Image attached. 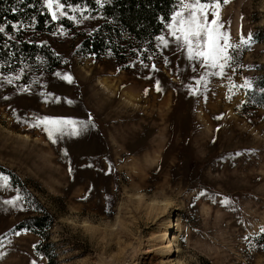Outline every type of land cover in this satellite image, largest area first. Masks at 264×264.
<instances>
[{"label":"rangeland","instance_id":"374dc122","mask_svg":"<svg viewBox=\"0 0 264 264\" xmlns=\"http://www.w3.org/2000/svg\"><path fill=\"white\" fill-rule=\"evenodd\" d=\"M221 19L233 44L253 37L233 52L235 72L226 69L231 83L253 86L264 79V0H229ZM77 21L51 34L24 29L26 41L62 58L52 72L27 84L0 74V167L53 218L55 264H264V246L250 241L264 228V110L247 102L248 89L229 92L228 78L209 76L191 94L205 69L168 27L160 36L170 46L156 39L153 59L135 58L127 70L112 56L80 55L100 19ZM34 117L91 124L78 136L67 125L53 143ZM6 184L0 264H45L36 235L5 237L29 216L22 188ZM17 196L15 206L3 203Z\"/></svg>","mask_w":264,"mask_h":264},{"label":"trees","instance_id":"16d2710c","mask_svg":"<svg viewBox=\"0 0 264 264\" xmlns=\"http://www.w3.org/2000/svg\"><path fill=\"white\" fill-rule=\"evenodd\" d=\"M64 2L80 8L75 12L66 8L68 15L53 21L47 7H41L42 0H0V26L5 27V33H0V74L20 76V80L27 84L28 78L52 72L62 58L43 42L26 41L24 29L51 34L58 27H73L71 16L100 19L97 28L81 41L78 54L97 58L112 56L126 70L135 58L148 62L147 57L156 52V38L167 31L165 22H170L173 5H178V0H102L103 7L96 0ZM32 4L35 6L31 7ZM33 20L34 28L29 27ZM13 24L19 26L18 31L12 28ZM245 95L248 103L264 110V79L256 81ZM0 174L9 179L10 186L22 188L21 196L29 212L27 219L16 224L5 237L19 231L36 235L39 243L34 248L35 255L43 257L45 264H55V256L47 243L53 218L11 171L0 167ZM250 241L264 246V233L259 231Z\"/></svg>","mask_w":264,"mask_h":264},{"label":"snow or ice","instance_id":"6c2138e0","mask_svg":"<svg viewBox=\"0 0 264 264\" xmlns=\"http://www.w3.org/2000/svg\"><path fill=\"white\" fill-rule=\"evenodd\" d=\"M23 2V0H20ZM96 3L103 7L102 0H96ZM229 3V0H178V5H173V12L171 15L170 22L166 21V26L169 29L171 37L175 39L177 47L182 50L186 49L187 60L191 63H198L200 68L205 69L204 73L200 75L199 79L195 81L197 87L190 89L191 94H197L199 86L202 84L205 89L208 88L210 81L207 79L209 76H217L221 79L228 78L230 81L229 92L233 88H244L245 90L252 87V82L245 79L243 84L236 85L231 83V77L226 72V69L231 68L235 72V68L232 67L235 61L233 52L239 49L241 46H250L253 37L251 34L245 38L241 35L239 44H233L231 41L230 32L227 30L224 21L221 19L222 6ZM34 7L35 4L30 5ZM41 7H47L48 14H50L53 21L59 20L63 16H67L68 13L65 9H70L73 12L80 8L79 5L66 4L64 0H42ZM179 7V10H177ZM74 22H77L75 16L69 17ZM82 19H89V16H82ZM29 27H35V20ZM14 30H19V26L16 24L12 25ZM0 33H5V27L0 26ZM11 39V37H9ZM162 42L164 47L170 46V41L164 36H158L156 38ZM111 54V53H110ZM148 59H153L149 56ZM168 61H165L167 65ZM142 66L143 62L141 61ZM151 70L153 72L158 71L155 64L152 65ZM196 69L194 68L193 71ZM211 70V71H209ZM151 79V77H146ZM68 82L71 83V77H67ZM11 83V80L8 81ZM156 90L160 91V82L156 81ZM27 91V89H24ZM145 95L148 94V90L145 89ZM230 98V97H229ZM7 99V97H5ZM71 103V101H69ZM218 119L220 117H217ZM36 124L32 126H39L40 124L45 125V131L48 133L49 139L53 140V134L64 135L65 126L73 125L71 133L73 136H78L82 131L86 130L91 124V118L87 122H77L67 118H51V117H34ZM79 125V127H76ZM237 156L240 153H236ZM71 172V169L69 170ZM0 180L5 181L4 184H0V187H6L7 177H0ZM206 195L205 192H200L196 197ZM21 197L17 196L12 200H5L3 203L7 205L15 206L16 200ZM222 204L229 203L227 198L221 201ZM261 233H264V228H261ZM19 235L20 233H15ZM245 239H248L245 237ZM35 248V245H33ZM35 264V261L32 262Z\"/></svg>","mask_w":264,"mask_h":264},{"label":"bare ground","instance_id":"6f19581e","mask_svg":"<svg viewBox=\"0 0 264 264\" xmlns=\"http://www.w3.org/2000/svg\"><path fill=\"white\" fill-rule=\"evenodd\" d=\"M170 237L172 238V235H170ZM172 239H173V238H172ZM167 248H171V245H170V244H168Z\"/></svg>","mask_w":264,"mask_h":264}]
</instances>
